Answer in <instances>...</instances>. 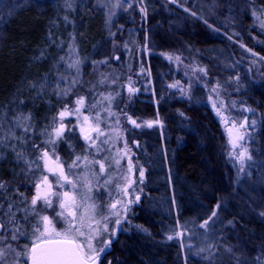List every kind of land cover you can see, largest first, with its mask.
<instances>
[{"label":"trees","instance_id":"obj_1","mask_svg":"<svg viewBox=\"0 0 264 264\" xmlns=\"http://www.w3.org/2000/svg\"><path fill=\"white\" fill-rule=\"evenodd\" d=\"M253 10L264 19V0H135L134 4L125 0H0V136L9 133L17 117L29 114L32 129L25 134L12 127L17 137H27V143L5 139L0 145V181L7 188L0 190L4 205L0 218L7 222L4 212L11 204L16 221L27 233L17 234L18 240L13 241L15 224L9 225L8 239L0 247L11 244L22 251L35 240L31 224L36 217H23L41 172L34 169L26 174V165L17 161L12 146L29 160L35 159L33 143L45 147V128L50 130L53 118L66 104L72 107L83 96L84 115L95 124L99 114V127L106 133L96 143L100 151L86 152L76 129L71 134L66 130L67 143L58 141L57 153L66 166L77 154H86L89 160L107 157L104 176L115 175L108 185L113 200L139 194L138 186L131 184L130 196H123L122 173L110 161L109 135L116 129L118 116L126 130L127 116L142 121L158 115L164 124L162 136L136 137L149 157L143 165L148 170L147 185L158 183L156 191L147 188L146 192L158 195L160 201L153 204L145 198L137 207L130 206V225L120 223L125 232L119 234L102 264H204L184 259L180 245L168 236L177 227L198 232L217 208L218 217L207 236L213 241L209 264H259L264 259V29ZM145 42L151 52L156 99L143 102L127 93L125 85L137 82L136 50ZM170 53L205 69L210 85H219L228 97L247 102L260 114L252 151L255 162L245 181H240L227 161L222 124L205 98L194 94L186 99L168 88L173 73L169 74L161 57ZM76 59L79 73L68 67ZM64 88L71 89L67 96L58 94ZM93 103L95 108L87 107ZM123 136V146L126 140L131 147L133 136L129 132ZM105 139L109 142L101 145ZM132 151L136 161H142L141 152ZM93 195L97 211L107 214V192L101 189ZM38 209L42 215L58 210L55 199L53 209ZM116 219L107 221L109 231L94 241L97 247L112 236Z\"/></svg>","mask_w":264,"mask_h":264},{"label":"snow or ice","instance_id":"obj_2","mask_svg":"<svg viewBox=\"0 0 264 264\" xmlns=\"http://www.w3.org/2000/svg\"><path fill=\"white\" fill-rule=\"evenodd\" d=\"M173 3L176 0H172ZM130 6V5H129ZM145 11L146 9H141ZM187 11V9H185ZM253 16L259 22V26L264 29V19H261L260 15H257L255 10H253ZM195 15V13H193ZM207 23V21H205ZM232 37H229L231 39ZM241 47H244L241 44ZM74 50V49H73ZM249 51H251L249 49ZM256 55V53H252ZM63 59V58H61ZM171 59V57H169ZM177 59H179L177 57ZM264 59V57H262ZM79 59H76L68 64L69 68H76L77 73H79ZM199 71L206 74V70L201 68ZM237 79H239L237 77ZM77 81L73 79L71 84L75 86ZM35 87V86H34ZM219 87V85H217ZM70 88L60 89L58 94L67 96L70 93ZM135 91L131 87L129 92ZM213 92L216 89H212ZM85 97L79 96L74 100V106L69 108L66 104L64 108L58 113L57 117L53 118L51 128H45L46 138L43 141L45 147L41 148L40 145L33 143L32 147L35 150V159L29 160L27 156L21 151H17L15 146H12V151L15 153V158L17 161H23L26 165L27 173H32L34 169L39 170L41 175L37 181H35V194L30 200V207L25 208L24 220H28L29 215L36 217V222L31 224L32 233L31 235L35 237L31 246L24 245L22 251H17L12 247L11 244L0 247V264H22L23 261L30 262V264H98L99 255L104 251L107 244L111 241L107 240L103 242V246L97 247L94 243L97 239H100L102 233H107L109 231L107 221L111 217L115 216L118 219L115 220V224L119 225L122 213H126L129 210V205L134 201L132 199L124 200L122 197L120 199H111L112 193L108 191V185L111 183V176H104L105 173V163L107 157L103 159H92L89 160L88 155H75L74 159L68 163V171L65 172L63 163L60 162L59 155L57 153L58 141H63L67 143L65 138V130L71 134L74 130L78 128L81 138L85 141L87 152L89 149L96 148V152L99 153L100 149L96 147L97 141L101 136H105L106 133L99 127L100 116L97 114L95 116L96 123L90 122L89 116L84 115L82 109L85 108ZM213 108H216V104L213 103ZM89 108H95L96 104L88 105ZM246 111L249 109H245ZM114 115V114H111ZM127 116V114H125ZM217 115L221 116V119L226 125H229V118L221 114L217 110ZM74 116L76 118V123L73 124L69 120L68 124L63 121L66 117ZM82 117V119H81ZM31 120V115L17 117L15 124L9 126V133L0 136V145L4 143L5 139H16L21 143H27V137H17L14 131H11L12 127H18L23 130L25 134L29 133L32 129L28 124ZM129 123L139 128L142 126L152 127L154 123H159V121H146L144 124H139L136 120H133L130 116H127ZM117 124L119 120L117 119ZM255 124V121L252 122ZM248 120L245 118L243 121L237 125L235 120H232L230 125L226 127V132L229 138V143L232 145L233 149L240 147L242 150L235 154V158L240 161L241 168L243 167L244 160L247 158L251 160V156L247 155L248 149L240 144V141H244L247 133ZM2 127V126H0ZM95 133V135H93ZM119 138V137H117ZM108 139L101 141V145L107 144ZM71 148V145H69ZM131 149L128 147L127 141L124 142L123 157H127V168L129 172L132 170L131 155L129 153ZM53 156H55V161H53ZM120 153H117V157H114L115 165L119 166L121 164ZM0 159L3 156L0 155ZM80 161L86 162L90 167L92 164L98 165V169L90 168V170H85L82 172L74 171L78 168H84L85 165L78 163ZM42 162V163H41ZM55 165L53 167L52 165ZM111 167V164H109ZM45 172L51 173L55 177V188H53V181L49 180V176L44 174ZM143 170L139 172L141 182H143ZM101 177H104L101 179ZM128 180L127 177H124ZM132 181H128L127 184L121 189L123 196H130L128 191L131 186ZM104 189L107 195L110 197L106 207L108 208V213L98 212L97 209L99 205L96 203V197L93 193L99 194L100 190ZM0 190L7 191L6 182L0 181ZM19 191V190H17ZM23 196L22 193H20ZM53 198H55V203L58 208L55 211V217H58L64 222V227L62 230L58 231L53 223V219H50L48 215H42L41 209L36 206L38 202H42V209L53 208ZM103 199V197H99ZM27 200V197H24ZM140 197L135 196V201H139ZM120 205L118 208L117 206ZM219 207V205H217ZM4 208V205L0 204V210ZM4 215L8 217L7 222L0 218V244H2L6 239H8L7 229L9 225L15 224V227L11 229V240H18V235H27L26 232L22 231V225L16 221L15 213L12 211V205L9 204L7 211ZM216 213L213 212L212 216ZM208 221H205L201 227H206ZM177 236L183 235L182 232L176 233ZM174 237L172 235L168 236V240H172ZM206 249L201 248L199 252H204ZM11 257V259H9Z\"/></svg>","mask_w":264,"mask_h":264},{"label":"rangeland","instance_id":"obj_3","mask_svg":"<svg viewBox=\"0 0 264 264\" xmlns=\"http://www.w3.org/2000/svg\"><path fill=\"white\" fill-rule=\"evenodd\" d=\"M121 1L122 0H120V2ZM125 1L129 3H133V4L135 2V0H125ZM136 56H137V65H138L137 66L138 67V77H136L137 82L135 83V85H129V84L125 85L127 93L132 94L134 95V97L143 100V102L151 101V99L155 100L156 99L155 84L153 82V77H152V73L150 71L151 69L149 66V62H150L149 57L151 56V52L148 50V46L146 42L144 43L143 47H141L140 45L137 46ZM169 57H171V59H169ZM177 57L179 59H177ZM161 60L165 64H167V67L169 69V74L173 73V76H172L173 80L172 82H170L168 86V88L171 90V93H173V91L177 92L183 95L186 99L191 98L192 96H194V94L198 95V97L202 95V97L205 98L204 100L205 104L212 110L214 115L220 120V123L222 124L223 132L226 138L225 154H226L227 161L236 171L237 175L239 176L240 181H245V179L251 175V171L253 167L251 166V164L253 163L254 165V162H255V157H253L252 151L255 148V146H253V143L255 139H256L255 143H257V140H258L257 136H259V131H260L259 115L260 114L257 112L256 109L251 107L247 102L240 101V100H234L231 97H228L227 94L223 92V90L220 87H217L215 85H210L208 83V80L206 79V74L204 72L199 71L200 68H198L197 66H195L188 60L183 59L177 55L175 56L173 55V53L163 55V57H161ZM130 87L134 89L135 91L130 93L129 92ZM214 88L216 89L215 92L212 91V89ZM213 103L216 104V108H213L212 106ZM245 109H249V110L246 111ZM217 110H219L223 116L229 118V125L232 120H235L237 122V125H239V123L243 121L245 118H247L248 120V126H247L248 134L246 135L245 140L240 141L239 143L243 144L244 147L248 149L247 155L251 156V160H248L247 158H245L242 168H241L240 161L235 158V154L241 152L242 149L240 147L233 149L232 145L229 143V138L226 132V127L229 125H226L225 122L221 119V116L217 115ZM73 119H75L74 116H69V117H66L63 122L65 124H68L69 120L74 121ZM118 120H119V123L116 125V129L113 131L112 134L109 135L112 137V145L110 149L111 164L115 165L113 158L117 157L118 152L120 153L121 157H123L124 146L121 140L125 137L123 136L125 135V132H129V134L133 136V139L130 142L131 147L128 145V147L131 149V152L129 153V155H131V161L133 165L132 170L131 172H129L127 168V163H128L127 157H123L121 159V164L119 166L117 165L115 166L118 167V169L122 173L121 183L123 184V187L127 184L129 180L132 181L131 184L135 183L134 185L138 186L137 190L139 194L137 195L140 197V202L137 203L135 201V196L137 195L133 196L132 200L134 201L133 202L134 207L135 206L137 207L145 198L147 199L148 203L153 202L154 204L155 203L154 201L156 202L160 201L159 196L155 195V197H153L151 194L146 192V189L151 188L154 191H156L158 189L157 188L158 183L156 184L155 182L154 183L152 182L151 184L147 185L146 178L148 175V170L145 169L143 165L145 161L149 160V157H148V154L145 148H144L145 151L143 150L142 152V148H141L142 143L139 142L136 139V137L137 135H141V137H143L146 135L151 136L154 134L162 136L164 132V124L161 118L157 115L154 119H151V120L141 121V120L133 119V120H136V122L139 124H144V122L146 121H159V123H154L152 127H147L145 125V126L137 128L131 123H129L126 117L125 123L128 128L126 130L123 124H121V120H122L121 117L118 116ZM253 121H255L254 125L252 124ZM77 133L80 136L78 128H77ZM93 135H95V133H93ZM92 150H94V148ZM132 150L141 152L142 161H138V160L136 161L137 157ZM58 155L60 158V162L63 163L64 165L65 172H67L68 165L66 166L65 162L61 159V155L59 153ZM53 161H55V156H53ZM52 166L55 167L54 164ZM141 169L143 170V173H144L143 182H142L143 184H141V179H139V172L141 171ZM85 170H90V167L86 166L84 168L75 169L74 171L82 172ZM132 173H135V177L132 176ZM45 174L49 176L50 181H53L54 190H57L55 188V183H54L55 177H53L52 174L48 172H45ZM114 176L111 175V180H113ZM124 177H127L128 180H125ZM168 180H170L169 175L166 176L165 181L168 183ZM139 184L142 186H140ZM54 199L55 198H53V207H54ZM173 200L174 199L171 200L172 203H173ZM158 203L157 205H159ZM41 205H42V202H38L36 207L40 208ZM117 207L119 208L120 205H118ZM49 209H53V208H49ZM129 211L130 209L128 210L127 219L130 218ZM54 213L55 212L53 213L47 212V215L50 217V219H53V223L56 229L60 231L63 229L64 226H59L58 217H55ZM215 213L216 215L212 216L208 220L207 226L200 227V230L198 232L184 231L181 227H177V229L173 231L172 236L174 238L169 241H173L174 243H177L178 245H180L181 250L183 252L184 259L186 260L190 259L195 263L209 264L208 261L210 259V255L213 250V241L210 240L207 236H209V230L211 228V225L214 224L215 220L218 217V214H219L218 208ZM119 219L121 220L120 223L124 222L123 213L121 217H119ZM126 221L130 225V222L128 220ZM121 229L122 231L125 230L123 226H121ZM115 230L117 229L116 228L113 229L112 236H110L107 240H112L114 238L115 235H113V233L114 234L116 233ZM178 232H182L183 235L177 236L176 233ZM201 248L206 249V251L199 252V249ZM259 264H264V259L260 261Z\"/></svg>","mask_w":264,"mask_h":264},{"label":"water","instance_id":"obj_4","mask_svg":"<svg viewBox=\"0 0 264 264\" xmlns=\"http://www.w3.org/2000/svg\"><path fill=\"white\" fill-rule=\"evenodd\" d=\"M137 203L140 202V199L139 201H136ZM127 217H128V211L125 213L124 215V221L126 222L127 220ZM124 222V223H125ZM119 239V233H115V236L114 238L111 240V243L110 244H107V246L104 248V251L102 253H100L99 255V260H98V264H102V261L103 259L112 251V245L114 243H116ZM28 264H30V262H28Z\"/></svg>","mask_w":264,"mask_h":264},{"label":"bare ground","instance_id":"obj_5","mask_svg":"<svg viewBox=\"0 0 264 264\" xmlns=\"http://www.w3.org/2000/svg\"><path fill=\"white\" fill-rule=\"evenodd\" d=\"M127 199H132V197L130 196V197H127ZM130 206H133V203L131 204V205H129V208H130ZM125 222V221H124ZM124 222H122V223H124ZM125 223H127V221L125 222ZM119 227V228H118ZM116 233H121L122 232V229H121V225L119 224V225H117V227H116Z\"/></svg>","mask_w":264,"mask_h":264},{"label":"flooded vegetation","instance_id":"obj_6","mask_svg":"<svg viewBox=\"0 0 264 264\" xmlns=\"http://www.w3.org/2000/svg\"><path fill=\"white\" fill-rule=\"evenodd\" d=\"M132 176L135 177V173H132ZM139 179H140V176H139ZM134 184L135 183L132 184V187H134ZM141 184H143V183L141 182Z\"/></svg>","mask_w":264,"mask_h":264}]
</instances>
